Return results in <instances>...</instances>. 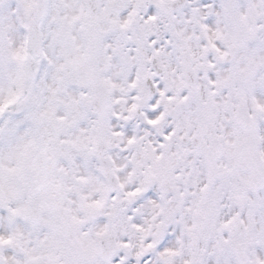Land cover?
<instances>
[{"label":"snow or ice","instance_id":"obj_1","mask_svg":"<svg viewBox=\"0 0 264 264\" xmlns=\"http://www.w3.org/2000/svg\"><path fill=\"white\" fill-rule=\"evenodd\" d=\"M0 264H264V0H0Z\"/></svg>","mask_w":264,"mask_h":264}]
</instances>
